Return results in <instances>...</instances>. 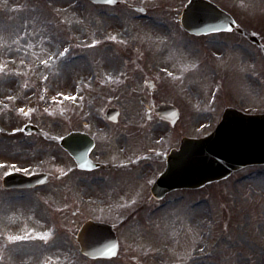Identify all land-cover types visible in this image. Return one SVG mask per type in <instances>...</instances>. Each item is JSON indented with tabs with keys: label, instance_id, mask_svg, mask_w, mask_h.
<instances>
[{
	"label": "rangeland",
	"instance_id": "1",
	"mask_svg": "<svg viewBox=\"0 0 264 264\" xmlns=\"http://www.w3.org/2000/svg\"><path fill=\"white\" fill-rule=\"evenodd\" d=\"M121 1L146 13L87 0H0V180L17 167L13 162L24 167L26 155L37 161L50 156L45 160L54 181L68 173L71 159L59 140L81 129L82 119L96 136V151L115 155L123 148L125 155H144L166 152L184 136L208 134L225 107L264 112V0H211L259 46L235 32L186 34L178 16L187 0ZM148 80H154V91ZM109 99L121 111L117 128L104 122ZM151 102L176 106V125L148 123ZM27 122L43 136H26ZM43 146L47 152L39 150ZM163 168L164 162L151 157L129 170L83 174L82 194L95 204L66 219L53 212L57 204L40 205V220L31 229L4 217L15 206L21 212L15 201L26 194L0 189V264H264V165L157 201L149 188ZM77 176L68 174L46 188L64 196L66 186L79 196ZM82 218L115 226L116 258L89 261L79 254L75 234Z\"/></svg>",
	"mask_w": 264,
	"mask_h": 264
},
{
	"label": "water",
	"instance_id": "2",
	"mask_svg": "<svg viewBox=\"0 0 264 264\" xmlns=\"http://www.w3.org/2000/svg\"><path fill=\"white\" fill-rule=\"evenodd\" d=\"M93 3L117 4L116 0H90ZM140 10L139 8H136ZM181 23L192 34L231 30L232 19L206 0H189L182 12ZM162 117L172 123L174 109L159 106ZM62 145L76 157V148ZM264 163V115H245L234 109H226L222 120L209 136L193 140L183 139L180 150L168 159L165 173L153 187L160 197L173 188H195L207 182L226 177L245 165ZM18 174L4 178L6 185H25L33 181ZM77 242L83 254L89 258H110L116 255L118 243L112 228L103 223L88 221L80 229Z\"/></svg>",
	"mask_w": 264,
	"mask_h": 264
},
{
	"label": "flooded vegetation",
	"instance_id": "3",
	"mask_svg": "<svg viewBox=\"0 0 264 264\" xmlns=\"http://www.w3.org/2000/svg\"><path fill=\"white\" fill-rule=\"evenodd\" d=\"M110 101V100H109ZM41 135V133H40ZM91 155L96 158V159H107L109 157L107 150H103V151H98V152H93L91 153ZM160 158L164 159V155L159 156ZM25 163H28L27 161H24ZM100 168H104V166L102 164H100ZM27 200V199H26ZM59 202L58 204L62 205L61 207H59V209H63V212L59 214L58 219L62 218L64 219V215H66L67 211H69V214L72 216H79V213L82 212V207L79 206L80 202L84 201H89V198H78L76 196H65L62 198H59ZM77 205V206H75ZM75 206V207H74Z\"/></svg>",
	"mask_w": 264,
	"mask_h": 264
},
{
	"label": "snow or ice",
	"instance_id": "4",
	"mask_svg": "<svg viewBox=\"0 0 264 264\" xmlns=\"http://www.w3.org/2000/svg\"><path fill=\"white\" fill-rule=\"evenodd\" d=\"M93 43H96V41H93ZM64 53L62 52L61 55H63ZM10 239H12V237H10Z\"/></svg>",
	"mask_w": 264,
	"mask_h": 264
}]
</instances>
